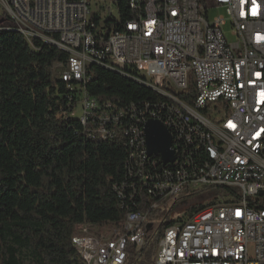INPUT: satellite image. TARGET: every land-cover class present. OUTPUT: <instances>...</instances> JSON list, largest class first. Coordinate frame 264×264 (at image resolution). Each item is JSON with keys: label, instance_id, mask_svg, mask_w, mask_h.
Instances as JSON below:
<instances>
[{"label": "built area", "instance_id": "built-area-1", "mask_svg": "<svg viewBox=\"0 0 264 264\" xmlns=\"http://www.w3.org/2000/svg\"><path fill=\"white\" fill-rule=\"evenodd\" d=\"M119 1L0 0V27L9 22L27 31L30 44L39 39L69 55L61 78L78 90L82 124L95 123L106 139L109 126L128 123L131 166L119 197L127 189L168 202L221 190L203 210L165 230L156 264H264V0H129L131 20L111 13L103 19L99 6L115 9ZM220 8L230 16L232 43L223 31L226 19L209 20ZM108 18L113 22L106 24ZM91 65L127 76L166 102L152 112L146 103L138 115L133 104L101 107L84 88ZM192 81L195 99L186 105L178 94ZM152 119L172 131L171 164L147 153L144 129ZM146 220L147 214L129 212L121 228L95 235L94 226L78 225L73 245L84 264H125L128 246L144 245Z\"/></svg>", "mask_w": 264, "mask_h": 264}, {"label": "trees", "instance_id": "trees-1", "mask_svg": "<svg viewBox=\"0 0 264 264\" xmlns=\"http://www.w3.org/2000/svg\"><path fill=\"white\" fill-rule=\"evenodd\" d=\"M128 3L114 4L122 21L132 19ZM113 20L108 18L106 24ZM2 23L0 264H84L73 245L76 227L121 228L129 212L147 214V231L140 249L128 246L125 264H156L159 241L175 221L173 214L160 211L166 200L145 193L130 196L127 189L119 197L117 188L127 180V166H131L128 123L109 126L112 137L104 139L95 123L84 125L76 115L72 117L79 93L70 91L61 78L69 55L39 39L30 44L9 22ZM87 76L85 91L101 107L133 104L138 115L146 103L152 112L166 102L142 84L99 65L89 66ZM178 98L193 104V81ZM220 192L182 194L174 207L182 215L178 220L191 218ZM203 196L206 201L201 200ZM154 205L158 208L153 209Z\"/></svg>", "mask_w": 264, "mask_h": 264}, {"label": "water", "instance_id": "water-1", "mask_svg": "<svg viewBox=\"0 0 264 264\" xmlns=\"http://www.w3.org/2000/svg\"><path fill=\"white\" fill-rule=\"evenodd\" d=\"M145 139L149 156H159L164 164L175 161L173 140L164 124L158 120H149L145 124Z\"/></svg>", "mask_w": 264, "mask_h": 264}, {"label": "rangeland", "instance_id": "rangeland-1", "mask_svg": "<svg viewBox=\"0 0 264 264\" xmlns=\"http://www.w3.org/2000/svg\"><path fill=\"white\" fill-rule=\"evenodd\" d=\"M99 7L103 8L102 10L105 11V12H100L99 11L100 15L103 16V19L105 18V16L108 17L110 15V13L115 18H118V14H117V12H116V10L114 9L113 6L107 5V6H99ZM216 17H224L226 19L228 24L226 26H224L223 31L225 32L226 37L228 38L229 42H231V43L234 42L235 39L231 36V32H232L231 20H230V16L227 14L226 10L225 9H221V8L220 9L211 10L209 12V20L213 21ZM82 111H83L82 102H80V104H79V106H78V108L76 110V117L77 118L81 117ZM201 198H202L201 199L202 201H206V196H203ZM177 199H178V197L177 198H173L170 201H168L165 205H161L160 206V211L161 212L173 214L172 221H176L179 217L182 216L181 214H178V212H176L175 209H174ZM210 202H207L206 205L210 204ZM109 227H111V226L97 227V230H98V232L105 233L108 230ZM94 230L95 229H91L90 235H95V234H92Z\"/></svg>", "mask_w": 264, "mask_h": 264}, {"label": "bare ground", "instance_id": "bare-ground-1", "mask_svg": "<svg viewBox=\"0 0 264 264\" xmlns=\"http://www.w3.org/2000/svg\"><path fill=\"white\" fill-rule=\"evenodd\" d=\"M118 14V13H117ZM116 15V14H115ZM14 30H17L18 32H20L21 34H23L25 37H26V39L28 40V41H30V39H29V36H27V31H24V29H21V28H18V27H14L13 28ZM169 131V130H168ZM172 136V135H171ZM147 153H148V151H147ZM96 227H94V229H95ZM97 229V228H96ZM81 257H82V259L84 260V257H83V255H81Z\"/></svg>", "mask_w": 264, "mask_h": 264}, {"label": "snow or ice", "instance_id": "snow-or-ice-1", "mask_svg": "<svg viewBox=\"0 0 264 264\" xmlns=\"http://www.w3.org/2000/svg\"><path fill=\"white\" fill-rule=\"evenodd\" d=\"M262 97H264V93L261 94ZM229 127H232V128H235V125H233L231 122L229 123ZM261 131H264V129H262ZM257 135H259V133H257ZM237 215L239 216L240 215V212L238 211L237 212Z\"/></svg>", "mask_w": 264, "mask_h": 264}]
</instances>
